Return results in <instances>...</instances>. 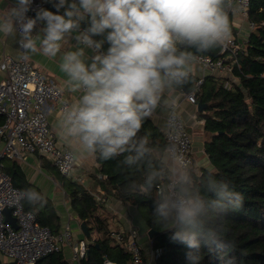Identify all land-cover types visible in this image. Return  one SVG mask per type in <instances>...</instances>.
<instances>
[{"label":"clouds","instance_id":"1","mask_svg":"<svg viewBox=\"0 0 264 264\" xmlns=\"http://www.w3.org/2000/svg\"><path fill=\"white\" fill-rule=\"evenodd\" d=\"M52 6L55 12L40 8L34 17L27 16L32 0L0 6V34L18 32L25 55L59 57L65 91L77 94L56 125L71 159L123 157L122 171L142 169L125 191L154 197L153 225L187 249L186 264H202L203 248L224 247L222 217L239 209L243 197L212 169L197 172L178 142L182 129L175 115L169 120L173 142L155 156L141 133L191 82L196 53L230 41L232 0H57ZM19 199L44 202L34 189Z\"/></svg>","mask_w":264,"mask_h":264},{"label":"trees","instance_id":"2","mask_svg":"<svg viewBox=\"0 0 264 264\" xmlns=\"http://www.w3.org/2000/svg\"><path fill=\"white\" fill-rule=\"evenodd\" d=\"M55 2L57 0H51L46 9L50 8V11L55 12L52 6ZM250 19L257 27L249 36L246 51L239 56V66L234 68L238 81L206 75L196 97L197 104H201L199 116L204 119V128L209 135L205 150L213 165L212 170L217 179L228 181L243 197L239 209H229L222 217L221 222L226 229L224 247L213 251L203 248L202 264H264V0H251ZM108 46L105 43L104 50ZM197 54L217 58L220 56V46ZM198 78L192 74L186 91L195 88ZM3 122L4 117L0 115V125ZM141 134L148 136L154 156L167 144L164 132L151 119L145 122ZM14 159L16 158L5 159L3 168L11 176L14 185L23 191L34 189L42 195L26 179L22 168ZM122 159L123 157H118L110 160V165L103 168L106 177L101 184L104 190L122 201H130L142 208L149 233L152 231L150 237L153 246L161 250L155 264H186L187 249L183 245L172 243L171 233L160 231L152 223L154 197L130 196L125 191L124 186L130 180L138 179L142 169L124 172L118 163ZM207 170L208 168H202L197 172ZM64 178L72 206L89 231V256L81 259L80 264H104L105 258L117 264H129L131 254L110 237L111 229L107 218L101 214L102 202L78 180ZM24 206L25 209L34 211L40 224L48 226L54 233L59 231L60 217L48 200L44 199L42 205H29L24 201ZM94 231L100 236L93 238ZM0 264L17 263L0 259ZM36 264L71 263L64 252L60 251L43 256Z\"/></svg>","mask_w":264,"mask_h":264},{"label":"built area","instance_id":"3","mask_svg":"<svg viewBox=\"0 0 264 264\" xmlns=\"http://www.w3.org/2000/svg\"><path fill=\"white\" fill-rule=\"evenodd\" d=\"M50 1L32 0L27 16L34 17L36 11L40 8L46 9ZM250 6L251 0H232V8L229 10L232 36L230 41L220 46L219 57L196 54V63L202 66L204 73L198 78L195 88L185 92V97L190 102L197 104V93L207 74L219 73L236 81L234 68L239 66V56L246 51L249 36L257 27L250 19ZM235 20H239V23ZM243 25L246 35L241 37ZM84 26L86 25H82ZM0 65L4 66L0 70L5 73L4 78L0 79V115L4 117V122L0 125V140L3 142L0 152V250L17 264H36L43 256L64 251L69 247L74 259L80 262L87 255L88 241L75 239L69 224L58 233L40 224L34 211L25 209L24 201L19 199L23 190L14 185L11 176L3 169L5 159H21L26 151L50 158L62 176L76 179V161L71 159L70 148L58 145L47 110V105L52 102L62 112L71 101L53 78L35 67L28 54L22 52L16 58L4 53ZM173 115L182 129L178 142L193 165L194 141L188 130V123L180 111V103L169 106L166 115V141L173 142V137L169 134V120ZM97 200L106 203L108 197L97 195ZM6 208L11 210L18 227L6 221ZM110 237L131 254L129 264H155L161 251L153 246L152 239L149 248L144 249L139 228L136 226L119 231L113 229ZM104 264L117 263L105 258Z\"/></svg>","mask_w":264,"mask_h":264},{"label":"crops","instance_id":"4","mask_svg":"<svg viewBox=\"0 0 264 264\" xmlns=\"http://www.w3.org/2000/svg\"><path fill=\"white\" fill-rule=\"evenodd\" d=\"M13 0H0V6L7 7L11 5ZM52 7V6H51ZM49 10H52L49 8ZM63 9L61 10V13ZM237 16H235L236 18ZM239 23V20H235ZM42 25L38 24L37 28L34 30V35L39 31ZM241 37H244L245 29L244 25L241 27ZM19 35L15 37H6L0 34V60L4 53H9L12 56L18 58L22 55V50L18 44ZM75 43V41H72ZM70 45H66L64 50H68ZM32 63L37 69H39L46 76L53 78L59 87L63 90L66 98H68L71 103L75 102L77 94L69 93L65 91L64 81L66 77L59 69V57L52 59L44 56L42 53L31 54L29 53ZM204 73L201 65L195 63L193 66L192 74L200 77ZM207 75H214L216 77H226L225 75H220L219 73H210ZM5 73L0 70V79L4 78ZM238 80H236L237 82ZM186 88L178 93L176 99L166 105L163 109L158 110L157 114L150 118L153 120L155 125L159 127L165 135L166 129V115L169 110V106L172 103H180V111L185 117L188 123V130L193 137V156H194V167L196 170H201L202 168L212 169L213 165L209 159V156L205 150V144L209 138L208 133L204 128V119L199 116L198 104L190 102L185 97ZM49 120L51 124L52 131L56 135L57 143L60 146H65L69 148L65 142L60 139L57 132V120L62 114L58 109V105L50 102L47 105ZM3 146V142L0 140V152ZM18 162L23 172L25 173L26 179L31 183L32 186L38 188L42 193L44 199L48 200L60 217L61 227L60 232L68 224L71 226L75 239H86L88 235L83 230L81 224L83 221L77 215L75 209L72 206L71 197L67 193L64 178L50 158L42 156L37 153L23 152V158L14 159ZM110 165L109 161H102L97 158L88 157L82 160L76 161L75 177L89 192L94 196L106 195L108 201L102 203L101 214L107 218L109 228L111 230H123L124 228H129L131 226H136L140 231V240L143 244L144 249H148L150 246L151 237L149 235V228L146 222L143 210L138 205L130 201H122L117 198L114 194L104 190L101 181L106 177L103 173V168ZM56 232V233H58ZM100 234L97 232L92 233L93 238L99 237ZM114 242V241H113ZM69 251L72 253V257L69 256ZM64 254L71 264H80L76 261L73 256V252L69 247L64 249ZM68 252V253H67ZM0 259L9 262L12 259L5 256L0 250Z\"/></svg>","mask_w":264,"mask_h":264},{"label":"water","instance_id":"5","mask_svg":"<svg viewBox=\"0 0 264 264\" xmlns=\"http://www.w3.org/2000/svg\"><path fill=\"white\" fill-rule=\"evenodd\" d=\"M198 107H199V110H201V104H199ZM5 216H6V221L10 222L15 227H18L17 220L12 215L11 210L9 208L5 209ZM81 226H82L83 230L86 232V234L89 235V231L87 229L85 222H83L81 224ZM149 235H152V231H150ZM87 256H89V249L87 250Z\"/></svg>","mask_w":264,"mask_h":264},{"label":"rangeland","instance_id":"6","mask_svg":"<svg viewBox=\"0 0 264 264\" xmlns=\"http://www.w3.org/2000/svg\"><path fill=\"white\" fill-rule=\"evenodd\" d=\"M236 80H238V79L236 78ZM67 253H68V252H67ZM69 253H70L69 256L72 257V253H71L70 251H69ZM67 259H68V258H67Z\"/></svg>","mask_w":264,"mask_h":264}]
</instances>
